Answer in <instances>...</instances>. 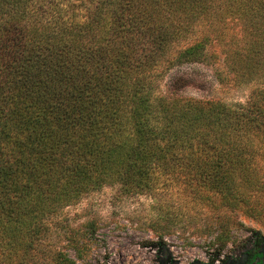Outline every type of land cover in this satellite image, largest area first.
<instances>
[{
	"label": "trees",
	"instance_id": "16d2710c",
	"mask_svg": "<svg viewBox=\"0 0 264 264\" xmlns=\"http://www.w3.org/2000/svg\"><path fill=\"white\" fill-rule=\"evenodd\" d=\"M211 45L236 84L256 83L245 104L160 93ZM262 160L264 0H0V264H76L56 219L108 185L181 183L239 210Z\"/></svg>",
	"mask_w": 264,
	"mask_h": 264
},
{
	"label": "rangeland",
	"instance_id": "374dc122",
	"mask_svg": "<svg viewBox=\"0 0 264 264\" xmlns=\"http://www.w3.org/2000/svg\"><path fill=\"white\" fill-rule=\"evenodd\" d=\"M208 51L215 58L207 63L168 70L159 83L160 93L245 104L256 83L236 84L226 72L223 50L211 45ZM257 176L261 190L245 189L248 205L239 210L219 208L221 197L212 193L211 203L200 205L181 183L135 196L123 195L117 186H104L61 212L52 242L66 247L76 264H260L264 160L259 161ZM221 221H228V236L218 226ZM77 233L85 235L80 239L86 245L80 260L69 247Z\"/></svg>",
	"mask_w": 264,
	"mask_h": 264
},
{
	"label": "flooded vegetation",
	"instance_id": "af4514ba",
	"mask_svg": "<svg viewBox=\"0 0 264 264\" xmlns=\"http://www.w3.org/2000/svg\"><path fill=\"white\" fill-rule=\"evenodd\" d=\"M257 264V263H256ZM260 264H264V248L262 249V257Z\"/></svg>",
	"mask_w": 264,
	"mask_h": 264
}]
</instances>
